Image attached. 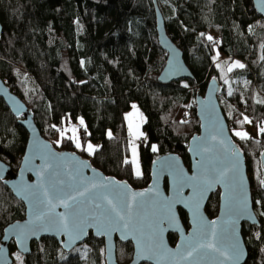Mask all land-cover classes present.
Instances as JSON below:
<instances>
[{
  "label": "trees",
  "instance_id": "trees-1",
  "mask_svg": "<svg viewBox=\"0 0 264 264\" xmlns=\"http://www.w3.org/2000/svg\"><path fill=\"white\" fill-rule=\"evenodd\" d=\"M157 2L166 31L182 49L193 79L158 80L166 53L157 38L153 0H0V76L31 108L40 132L57 149L75 150L104 173L126 179L134 187L149 182L150 166L158 155L176 153L189 167L188 142L199 130L194 96L203 93L208 80L216 77L222 84L218 100L232 135L234 129L255 127L249 132L253 139L233 137L247 159L252 200L264 198L254 175L257 169L262 175L259 156L264 149V134L258 132L264 127V105L256 103V99H264V60L260 59L264 55L260 47L264 44V18L252 0ZM234 61L246 67L228 71ZM133 101L142 112L146 135L140 150L143 175L139 178L133 166L123 162L131 138L126 113ZM186 103H191V110L183 119ZM241 113L253 123L241 127L237 123L243 119ZM78 118L84 120V125L77 122L81 143L96 142L99 149L95 154L76 148L68 139L69 132L57 144L61 137L56 129L64 130L65 123ZM17 120L0 97V159L14 171L28 136ZM219 192L212 193L206 204L210 217L218 212ZM255 207L264 212V201ZM179 214L188 228L186 212L179 209ZM24 215L23 202L0 180V232ZM258 219V224L242 225L249 252L245 264H264V252L260 251L264 239L255 237L257 232L264 237V217L258 215ZM168 238L175 244L177 235L169 233ZM10 247L16 249L13 243ZM101 249L103 238L91 233L70 251L55 238L42 237L32 241L31 252L21 258L23 264H105ZM132 254L131 241L116 240L120 264L130 261Z\"/></svg>",
  "mask_w": 264,
  "mask_h": 264
},
{
  "label": "snow or ice",
  "instance_id": "snow-or-ice-1",
  "mask_svg": "<svg viewBox=\"0 0 264 264\" xmlns=\"http://www.w3.org/2000/svg\"><path fill=\"white\" fill-rule=\"evenodd\" d=\"M259 10L264 12V0H259ZM203 35V33L201 34ZM212 40L211 36L207 37ZM264 49V44L260 46ZM264 60V55H261ZM219 68L220 65H217ZM245 64L240 61H234L228 68L244 69ZM215 77H213V80ZM225 83H228L225 80ZM250 81H245V84ZM188 85L185 84L184 87ZM233 91L231 87L228 89V95L231 96ZM245 103H247L245 101ZM257 104L264 105V99H256ZM133 109L136 105H132ZM19 111V110H18ZM243 119L237 121L241 125L251 124L252 120L248 116L243 115ZM127 118V117H126ZM79 123L84 125L83 118L79 119ZM55 128V125H53ZM60 133V144L65 133L70 131L72 136L68 139L75 143V147L88 152L90 155L95 154L99 146H94L91 142L86 146L82 145L78 136L77 129H56ZM132 132V126L129 125ZM233 135L242 140L253 139L247 131L232 130ZM258 132L264 134V127H259ZM112 136L111 131L107 133ZM133 140L129 141L131 148V159H124V164H131L134 168L136 177L143 175L138 159L137 146L134 140L143 135V133L132 132ZM223 126L216 127L209 137L199 140L195 154L200 157L196 161L195 174L188 176L181 169H177L174 165H167L171 169L170 174L174 181V196H163L158 186H153L142 192H130L126 183L121 184L120 181L110 180L107 177L97 183L95 180H88L83 177L82 169L77 171L76 175L67 172L65 179L58 171L61 164L57 161L60 159L56 153H48L42 156L44 163L38 167H34L37 176L40 178L35 185L18 186V194H22L23 198L29 202L31 214L29 220L25 224L17 223L11 228L12 233L17 237V242L23 246L25 242L31 238L39 239L40 232H55L57 236L66 235L68 243L66 247L71 246L76 240L87 235V229L94 228L97 236L107 238L109 245L112 242V234L119 233L121 241L131 239L136 245L137 260H155L156 264H160L161 260L171 257H179V260L188 261L190 264H241L246 251L244 243L239 233V221L247 218L256 223L255 218L248 211L249 209V192L246 178L242 171L241 153L231 150L230 147H224V159L216 156L207 155L212 153L215 145H209L208 140L216 141L220 145H225ZM47 147V145H45ZM152 151H157L155 145ZM25 164H30V158H25ZM83 167L88 165L81 162ZM48 173L45 179V173ZM259 181V186L264 188V176L260 174V170L254 173ZM80 187L72 190V184L68 181H77ZM220 184L224 188L223 200L224 210L222 220L206 221L200 214V206L206 194ZM185 188L191 189L189 196H183ZM151 193V195H149ZM147 199H140L145 198ZM264 201L256 199L254 205L260 206ZM183 204L193 212L194 230L191 237L184 243L177 245V251L172 252L164 244L165 225L168 228H179V222L176 214V205ZM58 207L64 209L63 212H56ZM264 217V212L260 213ZM256 239H264L260 232L255 233ZM7 239V237H5ZM25 251L27 248L25 247ZM4 249L0 248V252ZM79 251V249H77ZM87 245H85L84 256H87ZM264 252V248L260 249ZM104 249H101V253ZM62 259L67 257L61 256ZM16 259L23 260L17 253Z\"/></svg>",
  "mask_w": 264,
  "mask_h": 264
},
{
  "label": "water",
  "instance_id": "water-1",
  "mask_svg": "<svg viewBox=\"0 0 264 264\" xmlns=\"http://www.w3.org/2000/svg\"><path fill=\"white\" fill-rule=\"evenodd\" d=\"M253 6L256 12L264 18V12L260 11V4L259 0H252ZM154 9H155V21H156V31H157V38L161 48L166 53V60L165 64L162 67L159 75L158 80L163 83H168L180 79H193L194 75L186 63L183 55L182 49L172 40V38L168 35L165 27V20L163 13L159 7L157 0H153ZM3 32V26L0 21V36ZM222 89V84L219 80L215 77H211L206 85V88L203 93L197 92L194 96V105H195V112L199 118V130L198 132L194 133L188 142L187 151L190 158L189 167L185 165L182 158L176 153H166L162 155H158L155 159L152 160L150 166V180L149 182L143 187H134L132 186L128 180L126 179H119L114 175L106 174L101 169L95 167L91 160L87 157L82 156L79 152L70 149H57L53 143L46 139L40 129L38 128L37 124L34 120V113L30 107L21 99V97L15 93L10 86L6 83V81L0 76V97L3 98L4 102L9 107L11 113L17 117V122L25 128L27 131V141L24 149L23 156L21 158L20 165L16 171H14L11 166L6 163L4 160L0 159V180L3 184H5L13 193V195L21 200L24 204V212L25 215L22 219L15 220L13 222L8 223L3 227L2 235L0 237V248H3L4 251L0 252V264H12L14 262V257L12 256L11 251V244L15 245L16 250L22 254L27 255L31 252V244L32 241H40L42 237H52L57 240L59 245L65 250L70 251L76 245L81 244L84 242L90 235V233L98 238H103L104 242V260L105 264H120L116 258V240L119 239V233L112 234V242L109 245V242L106 237L104 236H97L95 233L94 228L87 229V235L83 236L81 239L76 240L71 246L66 247L65 245L68 243L66 235H59L57 236L55 232H40L38 233L39 239L36 237L29 238L25 245L21 246L17 242V237L12 233L11 228L19 224H25L28 222L30 214H31V207L29 202L23 198L22 194H18V186L20 185H35L37 184L38 180L40 179L37 176L36 171L33 170L34 167H38L44 163V160L41 158L45 154L48 153H56L57 156L60 158L57 162L62 165L58 169L61 175L67 179L66 173L72 172L73 175L77 174L78 170L82 169V174L84 178L88 180H95V182L99 183L102 181V178L107 177L110 180L120 181L121 184L126 183L128 186V190L130 192H142L146 189H150L153 186H158L160 192L163 196H174V181L173 176L170 174L171 169L167 168L166 166L171 164L174 165L177 169L183 170L185 174L191 176L196 172V161L200 159L199 156L195 154L194 149L196 148L199 140H203L205 137H209L210 133H213L216 127L223 126L224 128V135L221 137L225 140V145H220L216 141L208 140L209 145H215V148L212 153L207 155L216 156L220 159H224V147L228 146L231 150L239 151L241 155L242 161V171L246 178V183L249 192V209L248 211L252 214L255 218L256 223H259L258 215L256 214L252 195H251V185L247 171V159L242 151V149L238 146L237 141L234 139L230 129L228 122L224 116L222 108L220 106L218 100V93ZM19 110V111H18ZM199 138V140L197 139ZM47 145V147H45ZM30 158V164H25V158ZM260 167L262 169V175L264 176V149L261 151L260 156ZM81 162L86 163L88 166L83 167ZM48 173H45V179H47ZM79 177L77 181H68L72 184V190L75 191L76 188L80 187L78 183ZM219 189V209L215 216L210 217L206 210V204L211 196L212 193L216 192ZM264 190V188H262ZM191 193V189L185 188L183 190V196L187 197ZM223 193L224 188L222 185L217 184L214 189L208 192L201 203L200 206V214L205 218L206 221L211 220H222L224 219L223 210H224V200H223ZM151 195V193H149ZM140 198V199H147ZM179 209H182L187 214L188 225L187 228L180 217ZM64 209L62 207H58L56 212H63ZM176 214L177 219L179 222V228H168L165 225V232H164V244L167 246L168 249H171L172 252L177 251V245L182 244L191 237V234L194 230L193 224V212L189 209L184 207L183 204L176 205ZM244 222H248L253 224L252 221L248 220L247 218L241 219L239 221V233L242 238V242L244 243L246 256L244 257L241 264H245L248 258V249L245 244L244 236L242 233V225ZM169 233H175L177 235V240L175 244H171L168 238ZM7 237V239H5ZM121 241V240H120ZM131 241L133 244V254L130 261L123 263V264H141V263H150L156 264L155 260H137L136 259V245L135 241L131 239L127 240ZM122 241V242H127ZM25 247L27 250L25 251ZM160 264H190L188 261L179 260V257H171L169 256L167 259L161 260ZM201 264H205V262H201Z\"/></svg>",
  "mask_w": 264,
  "mask_h": 264
},
{
  "label": "rangeland",
  "instance_id": "rangeland-1",
  "mask_svg": "<svg viewBox=\"0 0 264 264\" xmlns=\"http://www.w3.org/2000/svg\"><path fill=\"white\" fill-rule=\"evenodd\" d=\"M219 61H218V63H219ZM126 114H127L128 127L131 124V126H132V132H137L138 131L139 133H143L144 134V132L142 131L143 115H142V112H141V110L139 108V105L135 109H133V107L130 106V108L127 111ZM79 119L80 118H78L76 121H74L72 119L69 120L68 123H65L64 124L65 129H70L72 127H75L78 130L77 122H79ZM235 130L247 131L249 133L251 131H254L255 130V127L254 126H247L246 128L244 127V128L235 129ZM68 132H69L70 136H72V133L70 131H68ZM132 132H130V135H131L130 141L133 140ZM77 136H78V138L80 140L78 131H77ZM141 136H139V138ZM139 138L135 139L134 140V143L137 146V153H138L139 165L141 167L140 150H141V145L142 144L139 141ZM80 142H81V140H80ZM89 142H91L94 146H98V144L96 142H94V141H90V140L87 141V143H89ZM128 159L129 160L131 159V148H130V145H129V155H128ZM141 171H142V169H141ZM255 210H256V212H257V214L259 216H260V213L263 212V211L259 210L257 207H255ZM1 235H2V231L0 232V237H1ZM17 253L21 256V254L16 249L12 250V256L14 257V262L12 264H21V261L16 259V254Z\"/></svg>",
  "mask_w": 264,
  "mask_h": 264
},
{
  "label": "built area",
  "instance_id": "built-area-1",
  "mask_svg": "<svg viewBox=\"0 0 264 264\" xmlns=\"http://www.w3.org/2000/svg\"><path fill=\"white\" fill-rule=\"evenodd\" d=\"M190 110H191V103H186L184 105V109H183V113H182V117L183 119H187L188 116H189V113H190ZM139 141L143 144L146 142V136L145 134H143L140 138H139Z\"/></svg>",
  "mask_w": 264,
  "mask_h": 264
},
{
  "label": "crops",
  "instance_id": "crops-1",
  "mask_svg": "<svg viewBox=\"0 0 264 264\" xmlns=\"http://www.w3.org/2000/svg\"><path fill=\"white\" fill-rule=\"evenodd\" d=\"M133 104L136 105V107L138 106V103H137L136 101L131 102V106H132ZM140 168H141V167H140Z\"/></svg>",
  "mask_w": 264,
  "mask_h": 264
}]
</instances>
